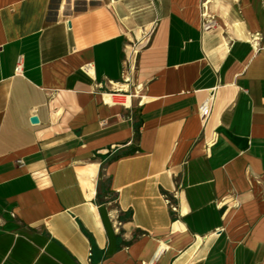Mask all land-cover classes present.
Listing matches in <instances>:
<instances>
[{
    "label": "crops",
    "instance_id": "1",
    "mask_svg": "<svg viewBox=\"0 0 264 264\" xmlns=\"http://www.w3.org/2000/svg\"><path fill=\"white\" fill-rule=\"evenodd\" d=\"M203 1L0 0V264H264V0Z\"/></svg>",
    "mask_w": 264,
    "mask_h": 264
},
{
    "label": "built area",
    "instance_id": "2",
    "mask_svg": "<svg viewBox=\"0 0 264 264\" xmlns=\"http://www.w3.org/2000/svg\"><path fill=\"white\" fill-rule=\"evenodd\" d=\"M208 0H204L202 2V7L203 11L201 12V26L203 30H207L212 28L215 25L214 18L211 16V14H208L206 12V7L205 4L207 3ZM21 68H22V59L21 56L17 58L16 65L14 68L15 73H21ZM128 79V78H127ZM211 100L212 97L210 96L206 100H204L199 106H198V113L201 118L202 122H205L207 118L210 116L211 113ZM125 103V101H123ZM167 204L171 207V209L175 210L176 207L170 202V200L167 198ZM117 226L119 225L118 222L115 223Z\"/></svg>",
    "mask_w": 264,
    "mask_h": 264
},
{
    "label": "bare ground",
    "instance_id": "3",
    "mask_svg": "<svg viewBox=\"0 0 264 264\" xmlns=\"http://www.w3.org/2000/svg\"><path fill=\"white\" fill-rule=\"evenodd\" d=\"M236 26H237V27H240L241 25H240V24H237ZM105 99H106L107 101H111V96H110L109 94H106V95H105ZM127 100H128V98H127Z\"/></svg>",
    "mask_w": 264,
    "mask_h": 264
},
{
    "label": "water",
    "instance_id": "4",
    "mask_svg": "<svg viewBox=\"0 0 264 264\" xmlns=\"http://www.w3.org/2000/svg\"><path fill=\"white\" fill-rule=\"evenodd\" d=\"M30 121H31L32 123H36V122H38V118H37L36 116H32V117L30 118Z\"/></svg>",
    "mask_w": 264,
    "mask_h": 264
},
{
    "label": "trees",
    "instance_id": "5",
    "mask_svg": "<svg viewBox=\"0 0 264 264\" xmlns=\"http://www.w3.org/2000/svg\"><path fill=\"white\" fill-rule=\"evenodd\" d=\"M136 132H138V127H136Z\"/></svg>",
    "mask_w": 264,
    "mask_h": 264
}]
</instances>
